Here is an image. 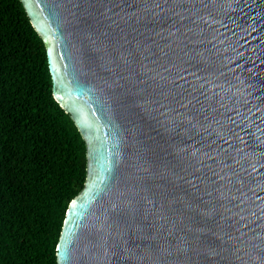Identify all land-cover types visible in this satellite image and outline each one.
<instances>
[{
    "label": "water",
    "instance_id": "obj_1",
    "mask_svg": "<svg viewBox=\"0 0 264 264\" xmlns=\"http://www.w3.org/2000/svg\"><path fill=\"white\" fill-rule=\"evenodd\" d=\"M83 188L56 264H264V0H20Z\"/></svg>",
    "mask_w": 264,
    "mask_h": 264
},
{
    "label": "trees",
    "instance_id": "obj_2",
    "mask_svg": "<svg viewBox=\"0 0 264 264\" xmlns=\"http://www.w3.org/2000/svg\"><path fill=\"white\" fill-rule=\"evenodd\" d=\"M86 152L52 95L45 45L20 0H0V264H56Z\"/></svg>",
    "mask_w": 264,
    "mask_h": 264
}]
</instances>
